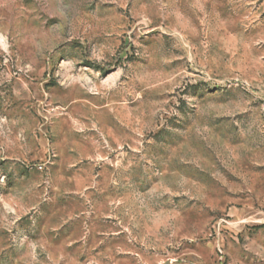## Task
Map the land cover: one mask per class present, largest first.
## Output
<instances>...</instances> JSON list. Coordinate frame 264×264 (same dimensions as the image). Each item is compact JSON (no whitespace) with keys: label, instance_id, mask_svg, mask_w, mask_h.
<instances>
[{"label":"rangeland","instance_id":"1","mask_svg":"<svg viewBox=\"0 0 264 264\" xmlns=\"http://www.w3.org/2000/svg\"><path fill=\"white\" fill-rule=\"evenodd\" d=\"M0 264H264V0H0Z\"/></svg>","mask_w":264,"mask_h":264}]
</instances>
